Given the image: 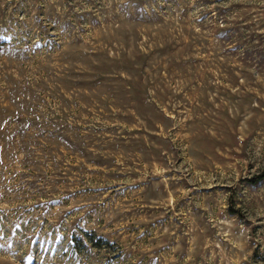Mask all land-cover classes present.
<instances>
[{"label": "rangeland", "instance_id": "1", "mask_svg": "<svg viewBox=\"0 0 264 264\" xmlns=\"http://www.w3.org/2000/svg\"><path fill=\"white\" fill-rule=\"evenodd\" d=\"M263 173L264 0H0V264H264Z\"/></svg>", "mask_w": 264, "mask_h": 264}, {"label": "trees", "instance_id": "2", "mask_svg": "<svg viewBox=\"0 0 264 264\" xmlns=\"http://www.w3.org/2000/svg\"><path fill=\"white\" fill-rule=\"evenodd\" d=\"M260 177H264V173ZM10 227L13 230V234H15L18 237H22L23 239L26 240V242H28L31 248L30 250L32 252L37 242H36L35 235L30 237L31 233L23 234L25 233V230L27 228L26 224L24 227L23 225L20 224V222L15 221L10 224ZM10 227H7V231L8 229H10ZM51 227L52 226H50L49 228ZM53 232L54 230L53 228H51V233L53 234ZM10 239H12V237H10ZM114 244L115 242L110 241L109 239H107L101 234H98L94 229H87V228L80 227V226H75V229L70 232V236L66 238V245L68 247V250L70 254L75 257L81 256L82 250H87L86 253L92 249L97 250V251L103 250L109 253L111 249L113 250ZM121 252L122 251L120 250L119 252L120 254H118V256L123 255V253ZM46 257H47V254L45 256H42L41 262L45 261ZM29 262L31 264L41 263L39 262V258H36L35 256H32V255L30 256Z\"/></svg>", "mask_w": 264, "mask_h": 264}]
</instances>
